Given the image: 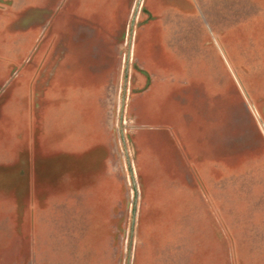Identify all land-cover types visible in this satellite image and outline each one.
Instances as JSON below:
<instances>
[{"label": "rangeland", "instance_id": "374dc122", "mask_svg": "<svg viewBox=\"0 0 264 264\" xmlns=\"http://www.w3.org/2000/svg\"><path fill=\"white\" fill-rule=\"evenodd\" d=\"M0 264H264V0H0Z\"/></svg>", "mask_w": 264, "mask_h": 264}]
</instances>
